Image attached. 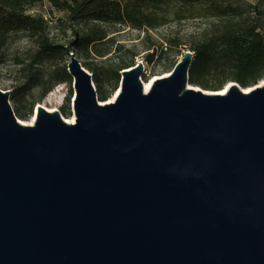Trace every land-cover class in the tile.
Masks as SVG:
<instances>
[{
	"label": "water",
	"instance_id": "water-1",
	"mask_svg": "<svg viewBox=\"0 0 264 264\" xmlns=\"http://www.w3.org/2000/svg\"><path fill=\"white\" fill-rule=\"evenodd\" d=\"M70 56L75 124L0 89V264H264V84L196 88L186 50L106 103Z\"/></svg>",
	"mask_w": 264,
	"mask_h": 264
},
{
	"label": "rangeland",
	"instance_id": "rangeland-1",
	"mask_svg": "<svg viewBox=\"0 0 264 264\" xmlns=\"http://www.w3.org/2000/svg\"><path fill=\"white\" fill-rule=\"evenodd\" d=\"M235 2L244 7L253 4L264 9V0ZM154 7L158 16L165 19L162 25L155 29L137 28L129 23L99 21L75 24V29L81 33H87L92 28L104 33L105 38L90 46L89 52H84L83 46H77L79 40L72 33L71 24L67 20L68 12L57 10L48 2L30 9L28 14L36 18L42 17L46 21L50 40L59 45L73 43L74 46L73 51L68 52L61 62L50 59L34 64L33 57L39 50L37 38L27 32H14L8 35L5 44L0 47V89L11 91L10 103L18 120L25 125L30 123L38 107H42L45 100L50 97L53 98L51 105L57 107L64 120L74 115L75 79L69 74L70 81L60 80L63 67L66 66L68 71L72 53L85 68L88 69L92 64L96 68L101 85L100 92L95 83L97 94L101 100V93H107L109 95L107 103L121 88L122 71H119L117 83L113 77L114 69L122 61L130 63L129 65L143 62L145 67L143 81H148L154 76L166 77L172 72L184 51L189 50L188 44L193 34L212 32L221 26L220 20L206 17L191 18L187 12L189 7L181 3ZM228 20L231 19H224ZM29 80L34 83L23 90L22 87ZM230 83L232 84L226 83L223 89ZM260 84L261 82L257 86ZM69 94L71 99L68 105L66 96ZM30 107H33L32 112L29 111Z\"/></svg>",
	"mask_w": 264,
	"mask_h": 264
},
{
	"label": "trees",
	"instance_id": "trees-1",
	"mask_svg": "<svg viewBox=\"0 0 264 264\" xmlns=\"http://www.w3.org/2000/svg\"><path fill=\"white\" fill-rule=\"evenodd\" d=\"M235 1L239 0H0V47L9 34L27 32L36 37L39 44V50L33 57L34 64L50 59L63 61L68 52L73 51L74 44H55L48 37L44 18L28 14L30 9L45 2L57 10L68 12L67 20L72 33L79 40L76 44L83 46L84 52H89V47L102 41L105 35L94 28L81 33L75 29V24L99 21L155 29L165 19L158 16L154 6L181 3L189 7L187 12L191 18H212L220 20L221 24L217 30L191 36L188 48L194 53V58L188 71L189 83L205 91H220L228 82L247 88L264 79V9L253 4L244 7ZM226 18L231 20L224 21ZM129 64L122 61L114 69L113 80L116 83L119 71L133 66ZM92 65L88 66V70L93 73V80L101 92L100 79ZM60 80H71L66 66L62 69ZM33 83L29 80L22 89L29 88ZM101 95L102 101L109 96L103 92ZM70 99L71 94L66 96L68 105ZM29 111L32 112L33 107Z\"/></svg>",
	"mask_w": 264,
	"mask_h": 264
},
{
	"label": "bare ground",
	"instance_id": "bare-ground-1",
	"mask_svg": "<svg viewBox=\"0 0 264 264\" xmlns=\"http://www.w3.org/2000/svg\"><path fill=\"white\" fill-rule=\"evenodd\" d=\"M144 70H145V67H144ZM158 78H159L158 76H154V77H151L150 80H148V81H143V80H142V81H143V84H144V87H145V91H146V93H148V92L150 91V89H151V87H152L154 81H155L156 79H158ZM260 82H261L260 85H263V84H264V79H263L262 81H260ZM230 85H231V83H230L228 86H226L224 89H222V90H221V93H222V94L225 93ZM251 89H252V88L247 87V88L245 89V91H246V92H249ZM120 91H121V88L118 89V90L115 92V94L113 95V97L110 99L109 102H113V101L115 100V98L118 96V94L120 93ZM52 103H53V98L50 97V98H48V99L45 100V102L42 104V107H43L44 109H46L48 112H55V111H57V107L52 106V105H51ZM37 113H38V111H36V114H35V115H34V114L32 115L31 122L28 123L27 125H34V122H35L36 117H37ZM66 122L69 123V124H75V123H76V116H75V113H74V115H73L72 117H70L69 119H66Z\"/></svg>",
	"mask_w": 264,
	"mask_h": 264
}]
</instances>
